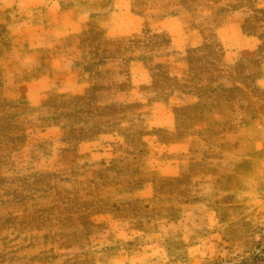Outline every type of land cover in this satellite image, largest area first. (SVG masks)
Listing matches in <instances>:
<instances>
[{
	"label": "rangeland",
	"instance_id": "1",
	"mask_svg": "<svg viewBox=\"0 0 264 264\" xmlns=\"http://www.w3.org/2000/svg\"><path fill=\"white\" fill-rule=\"evenodd\" d=\"M88 1L0 0V264H264V0Z\"/></svg>",
	"mask_w": 264,
	"mask_h": 264
},
{
	"label": "crops",
	"instance_id": "2",
	"mask_svg": "<svg viewBox=\"0 0 264 264\" xmlns=\"http://www.w3.org/2000/svg\"><path fill=\"white\" fill-rule=\"evenodd\" d=\"M75 1H77V0H71L72 3L69 5V8H70L72 14H74V16L78 20L84 19V18H87L90 20L91 17L96 16V15L100 16L102 14H106L107 17L112 18L113 16H115L117 14V12H115V11H111L108 13H101V12L94 11L92 9L90 1H88V0H81V1L79 0L77 2H75ZM262 6H264V5H262ZM123 14L125 16L130 15L131 17H133L131 20L132 23L130 25H122V24L117 25V24H115L114 30H121L122 33L126 32L127 34L139 33L140 31H142V25H141L142 19L141 18H138L137 16H133L131 14V12H127V10H124ZM119 15L120 14H118L117 16L119 17ZM177 24H178V20L176 18H173V17L166 18L165 20H163L157 24V31L156 32H165L166 34L170 35L171 42H170V46L168 49L169 54L167 57H169L170 59L173 56L175 57V58L173 57L174 59H176V57H178V59L180 61L181 58H183L182 56H185V53L188 49L198 48L199 44H196V42L194 41L195 39L193 38L194 34H196L198 31L197 32L194 31L193 34H191L188 31H184V30L179 29V27H177ZM223 29L224 28H221L220 30L223 31ZM122 33H119V34H122ZM199 37H200V35H199ZM191 38H193V39H191ZM259 42H260V40L256 37H243L242 40H237L235 42H232L234 45V47H232V49L233 50L242 49V50H239L236 52L246 51L247 54L245 56V59L246 58L248 59V56L250 54H253L259 50V46H260ZM231 54H234V52H232ZM235 60H238V58H236ZM254 62L255 61L248 62V64L254 63ZM180 63H181V61H180ZM181 66H183L182 63H181V65H179L178 69ZM183 68H184V66L182 67V69ZM182 69H181V71H182ZM181 76H182V73L180 72L178 74V77H181ZM130 80L132 82V85L135 88L134 90L139 89L143 86H150L151 85L152 77L150 76L149 70H148L146 63L144 61L136 60L132 63L131 68H130Z\"/></svg>",
	"mask_w": 264,
	"mask_h": 264
}]
</instances>
